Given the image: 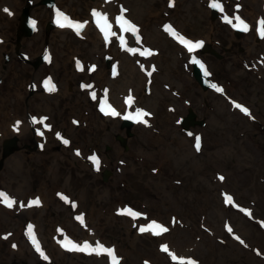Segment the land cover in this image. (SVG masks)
<instances>
[{"label": "rangeland", "instance_id": "rangeland-1", "mask_svg": "<svg viewBox=\"0 0 264 264\" xmlns=\"http://www.w3.org/2000/svg\"><path fill=\"white\" fill-rule=\"evenodd\" d=\"M24 1L20 10L27 5ZM220 2L217 30L209 21L210 0L133 2V19L142 24L145 44L152 53L147 65L151 75L147 80L146 72L140 70L148 81L140 84L143 80L135 72L121 67L120 81L114 88L118 100L105 95L102 106L107 102L123 106L131 96L137 111L150 114L143 116L147 124L140 121L135 128L129 152L116 139L119 133L125 135L119 113L114 122H108L103 114L99 120L80 118L77 124L90 122L89 126L80 131L76 124L73 131L70 125L69 135L55 128L54 135L60 134L63 140L53 149L43 150L47 156L52 153L47 163L37 164L40 152L29 155L22 151L8 158L0 167V193L15 204L9 208L0 196V230L5 234L0 238V264H95L94 257L113 264L107 253H77L62 246V242L71 246L79 240L92 248L100 244L114 249L118 264H264V35L259 23L264 19V0ZM236 17L248 26L241 38L233 32V25L239 23ZM16 23L17 18L13 31ZM166 25L191 42L210 40V34L223 47L234 42V52L223 61L202 55L210 77L222 92L216 88L204 92L196 87L186 48L165 30ZM34 40L27 46L33 53L57 42L45 32L39 42ZM59 41L64 49L79 50L82 57L87 48L98 53L103 46L94 47L76 37ZM7 54V49L0 52V65ZM88 60L84 58L90 69ZM9 65V86L24 83L22 88L29 91L28 81L21 77L26 75L24 68H30L12 53ZM84 76L81 83L93 81V77ZM69 78L76 77L68 75L64 81L67 98L74 101L77 79L71 86ZM109 79L110 73H104L99 83ZM236 103L247 108L250 115L236 108ZM188 106L206 120L192 136L179 126ZM64 116L53 119L60 122ZM9 130L3 129L1 140L14 132ZM197 137L199 151L195 147ZM64 140L69 141L66 146H62ZM106 143L113 148L107 151ZM92 156L98 158V168ZM108 163L113 175L106 183L103 173ZM23 191L28 196L22 201L19 197ZM40 191L43 198L49 195L53 201L39 203L44 207L37 206V214L29 212L26 203L37 199ZM228 197L232 203L227 202ZM129 210L140 215H128ZM78 216L82 221L76 219ZM153 222L168 231L155 234L159 228ZM33 224L38 226L33 233L43 255L27 234ZM141 228L149 230L141 232ZM186 252V261L178 263Z\"/></svg>", "mask_w": 264, "mask_h": 264}, {"label": "snow or ice", "instance_id": "snow-or-ice-1", "mask_svg": "<svg viewBox=\"0 0 264 264\" xmlns=\"http://www.w3.org/2000/svg\"><path fill=\"white\" fill-rule=\"evenodd\" d=\"M213 7H220L219 4H213ZM5 12H8L9 10L7 8L4 9ZM126 11V10H125ZM93 14L97 17H101L102 14L101 13H97V12H93ZM226 20L228 19L227 17L225 18ZM236 19L239 21L238 24H234L233 27H237V28H242V30L244 31H247L248 30V26L247 24L244 23L243 20H241L239 17H236ZM103 20H104V23L101 24V30L104 32L105 34V38H107L109 36V34L111 35H115V33H110V25L107 23V18L106 16L103 17ZM118 21L120 23V27L124 30V31H131L133 33H137L138 32V28L137 26L133 25L130 21L126 20L123 16L119 17L118 18ZM229 23H231V20H228ZM57 23L59 24L60 27H74L76 28L77 31H79L84 25L83 24H80V23H74L72 22L66 15H64L63 13L57 11ZM97 23L99 24L100 21L98 19ZM260 25H261V29H260V32H261V35H264V19H262L260 22ZM33 26H35V22H33ZM165 30L170 32L173 36H176V38L179 40V42L181 44H184L188 50L191 52L193 51L194 49L198 48V47H201L202 45V42L200 43H193L189 40H186L185 38L179 36L175 31L174 29L170 26V25H166L165 26ZM121 39V42L123 43L124 42V38L123 37H120ZM130 51H132L133 53H135L137 51V49H129ZM141 55H147V54H151L150 50H147L145 52H141L140 53ZM47 59V57H46ZM195 63H199L198 61H194ZM202 68L204 67L203 64L200 65ZM78 67H80L79 63H78ZM155 70V69H153ZM149 75H151V72H149ZM44 86L46 88L47 91L49 92H53L55 91V86L52 85L51 83V80L50 78L48 80H46L44 82ZM212 87L216 88V91L218 92H222L223 89L220 88V87H217L216 85H212ZM93 95V98H95V93L92 94ZM127 102L129 104H131L132 102V97L129 96L127 98ZM236 108L240 109L242 112H244L245 114L247 115H250V112L247 108L243 107L242 105L236 103L234 105ZM102 111H105V114L106 115H112V116H117L119 115L118 112H116L115 109L111 108V106H108L107 108H105L104 106H102ZM145 115H150L148 113H144L142 110H138L136 115L135 116H132L131 114H129L128 116L124 117L125 119H136L138 121H142L143 123L147 124V121L146 120H143V116ZM65 144L69 143V141L65 140L64 141ZM200 139L199 137L196 138V143H195V147L196 149L199 151L200 149ZM79 154V153H77ZM90 159L96 164L97 168L99 167V160L96 156H92L90 157ZM220 179H223V177H220ZM0 196L3 197V202L9 207H13V205L15 204V201L12 200L11 198H9L6 194L4 193H0ZM64 199H67L66 197H63ZM227 202L228 203H232V198L231 197H228L227 198ZM32 205H38L40 203V200L37 198V199H34L30 202ZM23 207V204L21 205ZM128 215H132V216H139L140 213H136V212H132L131 210H129L127 212ZM251 213H249L250 215ZM76 219L78 220H81L82 221V217L78 216L76 217ZM153 226L154 227H157L159 228V232L155 233L157 235H159L161 232H167L168 229L161 226V225H156L155 222H153ZM149 229L148 228H141L140 231L141 232H144V231H148ZM228 231H232L231 228L228 229ZM27 234L29 235V237L31 238L32 240V243L35 245L36 247V250L38 252L41 253V255H43V252L40 248V245L38 243V241L36 240L35 238V235L33 233V226L32 225H29L28 226V232ZM237 239H239V237H236ZM62 246H64L65 248H68L69 250H74V251H89L91 250L92 252H103V253H107L109 254L110 256H112L113 258V264H118L117 260H116V257L114 255V249H110V248H106L104 247L103 245H100L98 244L97 247L95 248H92L91 245H89L87 242H85L84 245H79V244H75V243H72L71 246H69V243H63L62 242ZM13 247H15V245H13ZM163 250L165 252L168 251V248L167 246H164ZM45 259H47V256H44ZM173 259H176L177 257L175 255L172 256ZM190 264H195L194 261H191Z\"/></svg>", "mask_w": 264, "mask_h": 264}, {"label": "flooded vegetation", "instance_id": "flooded-vegetation-1", "mask_svg": "<svg viewBox=\"0 0 264 264\" xmlns=\"http://www.w3.org/2000/svg\"><path fill=\"white\" fill-rule=\"evenodd\" d=\"M16 34L21 35L22 31H18ZM25 44H27V40L25 41ZM114 47H117V42H114ZM231 48V47H230ZM26 50V49H25ZM114 52V50H113ZM232 52V48H231ZM124 56V54H123ZM36 59V58H35ZM123 63H126V60H123ZM37 67L33 65L31 69L29 70L30 72V90L28 93V101L26 105L23 107V109L20 111L22 112L23 110L27 111L28 109L32 108L35 109L37 104H42L45 105L46 103L48 104V107L52 108L55 110L56 115L62 116L63 114L65 115L64 117H67L70 114V108H75L74 105H70L71 102L69 101V97L67 98L66 91H65V85L64 81L66 79L64 78V71L63 70H54V71H49L47 72L45 77H52V85L55 86V91L49 92L46 90L44 86L45 80L39 76V74L36 72ZM127 71H129V68H127ZM44 77V78H45ZM76 79L77 76L75 75ZM7 77L5 76L4 80ZM75 79V80H76ZM75 80L73 78H69V84L72 86L75 83ZM39 85L37 92L35 91V85ZM77 85L75 83V91L73 94H79L77 90Z\"/></svg>", "mask_w": 264, "mask_h": 264}, {"label": "water", "instance_id": "water-1", "mask_svg": "<svg viewBox=\"0 0 264 264\" xmlns=\"http://www.w3.org/2000/svg\"><path fill=\"white\" fill-rule=\"evenodd\" d=\"M215 14L217 15V12L215 10ZM24 28H29L28 24L24 22ZM194 61H198L199 63H195ZM201 64H203V68L200 66ZM193 74L195 79L197 80V82L200 84V86L204 89L207 90L209 87H211L213 85V83L210 81V79L208 78V69L205 65V63L196 55H193ZM190 115L187 118V122L186 124L183 123V127L188 130V125L190 123L194 122V118H195V113L193 111H190ZM134 119H127L125 120V124L128 127H131V125L133 124ZM189 121V122H188ZM202 124V122H201ZM12 145L13 147H15V140L12 141ZM8 149V146H7ZM13 149V148H12Z\"/></svg>", "mask_w": 264, "mask_h": 264}, {"label": "bare ground", "instance_id": "bare-ground-1", "mask_svg": "<svg viewBox=\"0 0 264 264\" xmlns=\"http://www.w3.org/2000/svg\"><path fill=\"white\" fill-rule=\"evenodd\" d=\"M16 6V3L14 2V0H3V5H2V7L5 9V8H7L9 11L8 12H5V14L7 15V16H9L11 13H12V11L13 10H15L14 9V7ZM101 8V6L100 5H98V6H96L95 7V10H99ZM94 16V14H92V16H91V19H92V17ZM70 20H72V21H74V22H77L78 20H79V18L78 17H74V18H70ZM86 24L89 26V24L86 22ZM64 29H66V27H64ZM184 48V47H183ZM188 51V49H185V52H187ZM0 116H5V113H3V112H0ZM13 129V128H12ZM28 210L29 211H34V210H37L38 208H37V205H32V204H30V205H28ZM34 228H35V226H34ZM56 240V239H55ZM55 243H57V241H55ZM78 244L79 245H84V243L83 242H81V241H78ZM83 252H85V251H83ZM77 253H79L78 251H77ZM94 259V261H95V264H105L104 263V259H103V257H94L93 258Z\"/></svg>", "mask_w": 264, "mask_h": 264}]
</instances>
